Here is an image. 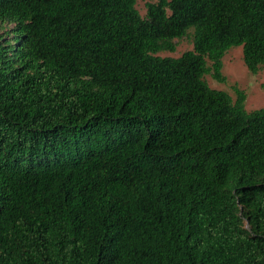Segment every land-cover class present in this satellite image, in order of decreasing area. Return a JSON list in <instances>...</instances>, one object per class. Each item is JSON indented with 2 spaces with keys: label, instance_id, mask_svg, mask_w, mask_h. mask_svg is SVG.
I'll list each match as a JSON object with an SVG mask.
<instances>
[{
  "label": "trees",
  "instance_id": "1",
  "mask_svg": "<svg viewBox=\"0 0 264 264\" xmlns=\"http://www.w3.org/2000/svg\"><path fill=\"white\" fill-rule=\"evenodd\" d=\"M136 1L0 0V264H264V0Z\"/></svg>",
  "mask_w": 264,
  "mask_h": 264
},
{
  "label": "rangeland",
  "instance_id": "2",
  "mask_svg": "<svg viewBox=\"0 0 264 264\" xmlns=\"http://www.w3.org/2000/svg\"><path fill=\"white\" fill-rule=\"evenodd\" d=\"M157 1L137 0L135 8L140 16L144 17L146 4ZM175 45L174 52H160L157 55L178 58L183 53L192 50V30H189L185 37L175 40ZM221 72L225 78L223 83L215 81L210 74L204 76L210 88L226 92L233 100L236 98L235 90L242 91L245 95V109L248 112L264 107V69H260L256 74H251L243 62L241 46L232 47L226 51L222 58Z\"/></svg>",
  "mask_w": 264,
  "mask_h": 264
}]
</instances>
